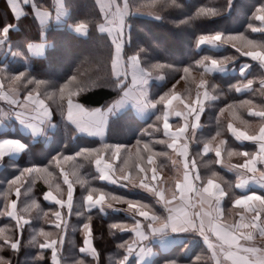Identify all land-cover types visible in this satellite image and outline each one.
<instances>
[{
    "label": "snow or ice",
    "instance_id": "obj_1",
    "mask_svg": "<svg viewBox=\"0 0 264 264\" xmlns=\"http://www.w3.org/2000/svg\"><path fill=\"white\" fill-rule=\"evenodd\" d=\"M18 2L19 0H15V5ZM22 2L23 5L31 6L35 17L41 24H46L53 19L52 14L38 6L34 0H22ZM96 3L102 17L98 29L101 33H106L111 42L109 71L111 85L115 89L117 98L110 104L92 109L77 102L76 97L90 91L91 87L97 86L95 81L89 84L79 80L77 75L71 76L62 85H55L31 78L25 72H19L17 75L7 77L10 81L7 90L2 82L3 77L0 76V100L12 106V110L8 113H0V122L9 117H15L33 134L43 133L53 117V110L45 101H55L64 119L76 125L79 131L96 135L101 140L100 148L86 147L76 152L75 155H66L62 152L53 157L55 168L59 169V177H62L63 184L67 186L66 199L63 198L56 173L50 170L53 168L52 163L45 167L32 166L21 169L18 175L7 181L6 203L0 215H6L15 220L18 235L9 236L6 228H0V252L5 248L13 253L20 251V236L25 226L30 225L31 221L25 219L24 215L18 211L17 202L22 194L27 195L31 191L32 186L39 179L48 185V191L43 193V200L58 206V210L52 212L54 217L52 223L54 228L59 230V237L53 239L51 232L40 228L29 243L41 250L39 259L44 258L43 250L50 249L51 264H62L59 250L63 247L64 233L69 224L61 210L66 209L67 214L71 215L74 207V186L78 184L81 188H85L88 183L79 171L82 165L78 163V160L83 159L94 161L99 174L98 180L128 191L139 189L152 197V203H147L96 187H88L87 195L82 196L83 211H77L78 216H84L92 209L99 208L100 212H105L106 209L123 212L131 219L130 224L113 223L110 225L111 230L132 234L130 240L117 245L123 250V256L117 264H128L133 255L137 257L139 264V261L147 255L146 243L150 237L170 236L173 233L197 234L207 246L213 264H264V247L256 245L257 237L264 238V106L259 107L258 110L248 107L247 115L259 120L256 132L241 130L234 126L233 122L227 124V130L235 141L241 144L251 142L257 145L255 152L233 151L227 147L225 139H219L216 142L221 136L219 130L203 146L204 155L214 152L216 157L214 163L237 174V183L234 188L241 190L239 195L232 191V187L226 190L221 186L225 181L216 171H212L206 180L202 178L197 171L195 159L190 156V144L196 135V130L200 127L206 102L219 98L213 94L215 85L209 86L208 80L204 77L213 72H226L228 62L237 57L218 59L204 56L198 61L197 65L203 71L202 78L196 86L195 99H186L177 93L175 85L159 99H153L147 89V85L153 79V72H159L164 68L171 69L172 65L155 64L151 69L145 67L142 54L146 50L143 48L134 55L127 54L126 46L132 45L131 25L128 23V18L141 14V8L133 6L130 0H96ZM171 3L178 6L175 0H171ZM15 5L13 6L14 14L23 12V9H18ZM231 6L232 0H227L222 9L198 8L195 17L219 16L222 11H228ZM149 9L148 15L156 19L164 18L157 10L155 0L149 5ZM64 15L63 0H57L55 19ZM193 18L189 16L187 20H180L178 23L183 25ZM251 19L258 21L259 26L249 22L248 29L251 33H260L261 38H253L245 33L230 35L216 32L210 35H200L196 41V47L199 49L207 46L218 50L222 46L229 45L239 56L250 58L264 69V4L255 8ZM10 27L11 25H6L0 30V40L6 37ZM71 27L76 33L85 34L88 25L80 22ZM31 48L30 45L29 49ZM249 67L248 64L240 66L239 71L242 77L246 78ZM3 71L0 69V73ZM190 71V67L183 68L184 75L181 79L187 80ZM156 78L164 79L163 75L159 74ZM259 83L261 88H264V79H261ZM253 84L254 81L248 79L246 84L234 86L235 91L240 93L251 90ZM29 86L32 87L29 88ZM41 88H51L53 91H46L45 98L42 99L40 98ZM21 89L26 90L23 99H20ZM128 103L136 105L141 111L151 109L155 115V122L150 124L149 128L155 132L162 131L164 139H152V132L146 129L142 135L150 138L147 141L137 139L133 146L134 152L126 145L106 143L103 138L109 115ZM250 105H253L250 99L242 100L239 104L230 103L220 109V115L223 116L225 112H228L233 121L250 126V122L239 113V109ZM172 117L179 118L183 123L174 127L170 122ZM161 123L162 128L159 126ZM154 144L166 145L168 149L176 153L177 159L172 160L176 169L175 177L169 180L160 177L159 165L154 158L167 156L168 153L154 151ZM25 148L26 145L20 140L0 138V161L9 154L23 152ZM105 153L108 154L107 159ZM224 153L227 154L229 160L227 163L223 159ZM233 156L243 157V162L231 164L230 160ZM62 162L70 163V169H66ZM250 184L255 185V188L248 190ZM13 191L16 199L8 200L9 194ZM225 197H229L232 209L236 210L235 217L238 218L225 220L223 208ZM156 206H159V211ZM30 208L39 209L40 204L33 199L31 204L23 209V212H28ZM43 215L47 217L49 213L45 212ZM87 219L89 223L83 224V246L79 248V252L90 256L99 264L100 254L93 245V230L90 224L92 217L89 215ZM0 264H11V261L0 255ZM75 264H85V260H77ZM170 264H175V261H171Z\"/></svg>",
    "mask_w": 264,
    "mask_h": 264
},
{
    "label": "trees",
    "instance_id": "obj_2",
    "mask_svg": "<svg viewBox=\"0 0 264 264\" xmlns=\"http://www.w3.org/2000/svg\"><path fill=\"white\" fill-rule=\"evenodd\" d=\"M34 2L50 13L54 12L52 0H34ZM65 2L66 7L70 10L68 23H86L89 29L87 37L78 36L66 27L61 29L52 27L48 30H43V27L33 15L30 5H24L25 15L15 19L7 8L5 0H0V30L6 25H11L8 31V43L11 44V49L24 58L31 60L30 67L26 63L16 62L10 64L6 71L10 74L25 72L31 78L47 81L55 85L66 83L73 75H77L79 80L89 84L95 81L97 86L91 87L90 91L81 93L75 99L85 107L92 109L102 108L117 98L115 89L111 85L109 71L110 38L98 29V24L101 22L102 17L95 0H65ZM130 2L133 6L146 9H149V5L153 4V0H130ZM155 2L157 10L160 11L164 18L153 19L139 15L129 17L128 23L131 25L132 45L130 47L126 46L128 55L136 54L141 48L146 50L142 54V59L144 66L147 68L151 69L155 64L172 65L171 69L164 68L159 72H153V76L159 74L165 78L161 85L157 83L151 85L149 95L153 99H159L161 95L172 89L173 84L181 76L183 68L190 67V69L202 71L197 62L204 56L218 59L235 56L237 57L235 60L228 62V64L234 65H239L243 60L229 45L225 50L226 52L217 53L206 49L201 52L198 51L196 41L200 35H210L216 32L230 35L245 33L253 38H261L260 33L250 32L248 24L251 22L255 26H259V22L251 18L255 8L264 4V0H232V6L229 10H224L221 15L215 17H195V13L198 8L204 7L222 9L227 0H175V4L178 6H174L171 0H167V2L165 0H155ZM161 8L162 10H160ZM189 16L194 17L190 22L183 25L178 23L180 20H187ZM42 39H45L48 44L46 52L43 56L30 58L28 45L31 42H40ZM4 64L5 62L0 58V67ZM5 72L3 71V73ZM261 73L260 67L254 64L246 79L236 75H207L219 85L220 90L223 87L224 90L220 91L217 89L220 101L214 110L210 109V115L208 114L204 120L205 129L210 130L213 127L212 119L218 111L220 112V109L226 107L230 102H234L230 97L235 88L234 86L238 83H244L247 79H253ZM31 87L29 86V88ZM41 89L43 94L46 91H53L51 88ZM48 103L52 106V121L56 125L49 143L43 141L41 137L21 133L18 128L15 130L0 128V138H17L27 144L26 150L19 159L15 160L8 157L4 159V168L0 171V213H3L6 203L5 190L7 189V181L18 175L19 170L32 166L45 167L52 163L53 168L50 170L56 173L58 181L63 184L62 177H59V169L55 168L53 157L62 152L66 155H75L76 152L86 147H101L100 138H89L79 134L77 129L61 116L58 104L55 101H48ZM222 117L225 118L224 116ZM154 122L155 115H152L146 121H140L130 111L116 115L108 122L105 142L108 144H122L130 148L136 144L137 139L147 141L150 138L147 135H142L146 129L152 132V139H164L162 131L155 132L149 128V125ZM159 126L162 128V123ZM153 148L156 152L168 153L167 156L157 157L159 166L162 168L164 163L169 165L170 149L166 145L161 144H154ZM105 154L106 156L108 155L107 153ZM78 163L82 165L79 169L81 176L88 183L85 188H81L78 184L75 185L74 207L72 214L69 215V227L64 246V256L66 257L64 263L74 264L76 259L86 260L87 257L85 258L79 253V247L83 244L81 226L84 223H89L87 216L90 215L92 217L90 224L93 230L94 244L100 254L99 264H117L118 260L123 256V250L119 249L117 245L130 240L132 234L111 230L110 225L113 223L130 224L132 222L131 219L122 212L105 216L99 210H92L84 216H78L76 212L83 211L81 207L82 196L87 195L88 187H96L111 191L117 195L140 199L147 203H152V197L118 188L98 180L99 174L95 170L94 161L79 159ZM67 166L70 168V163ZM64 167L67 168L66 166ZM63 187L67 188L66 185ZM46 191H48V185L43 180L38 179L35 185L32 186L31 191L20 199L18 209L25 218L31 220V224L25 226L20 236L21 247L18 253H13L7 248L0 252V255L6 260H10L11 264H51V253L49 250H43L44 258L39 259L41 250L29 243L32 236L40 228L51 232L53 239L59 237V230L55 229L51 223L53 220L51 213L57 209V205L49 204L43 200V193ZM11 198H14V191L9 194L8 200ZM33 199L40 204V208H30L28 212H23V209L28 207ZM156 207L159 211V207ZM45 212L49 213L47 217L43 215ZM0 228H6L9 236L15 237L18 235L15 220L6 215H0ZM197 254L196 248L189 257L185 258L178 256L179 250L175 249L169 253H160L152 264H170L171 261H175V264H197L195 262ZM129 264H136V262L132 260Z\"/></svg>",
    "mask_w": 264,
    "mask_h": 264
},
{
    "label": "crops",
    "instance_id": "obj_3",
    "mask_svg": "<svg viewBox=\"0 0 264 264\" xmlns=\"http://www.w3.org/2000/svg\"><path fill=\"white\" fill-rule=\"evenodd\" d=\"M52 1H54V5H55L54 12L51 13L53 19H50L49 22H47L46 24H41L40 21L36 18L38 20L39 24L43 27V30H47V29H50L52 27H54V28L66 27L69 31L73 32L74 34H76L78 36L87 37L88 36V27H87V32L85 34H81V33H76L74 31V28L71 27V26H74L75 24L68 23L70 10L67 9L64 0H63V8H64L65 15L55 19L57 0H52ZM5 3H6L7 8L12 13V15L15 17V19L21 18L22 16L25 15L24 14L25 8H24L22 0H19V2L16 3V5H15V0H5ZM14 5L18 9H23V12H18V13L14 14V11H13ZM33 15H34V13H33ZM150 17L153 19H156L152 15ZM6 37H7V35H6ZM4 43H5V41H0V46L2 47V44H4ZM30 45L32 46V48H31V50L29 49V51L33 55H37V56H43L44 55L45 49L47 47L45 42L32 43ZM219 49H221V47ZM255 63H257V62L251 61L250 58L245 57V60L237 66L227 64L228 70L226 72H223V73L213 72L210 75L211 76H214V75H220V76L236 75V76H240L243 79H246V78H248V76L250 74V71L252 69V65H254ZM244 64L250 65V67L247 69L246 78L242 77L240 75V71H239L240 66L244 65ZM262 70L264 73V69H262ZM262 79H264V77ZM247 80L244 83H238L236 85L246 84ZM164 81H165V78L163 80H160V79H157L156 76H153V79L147 85L148 92L150 91V87L153 83H157L158 85H161ZM223 90H224V87L220 91H223ZM213 94L217 95L219 98L217 100L206 102L205 111L201 116L200 127L196 130V135L192 139V143L190 144V156L195 159L196 165H197V171L199 172V174L201 175L202 178H204L206 180L211 175L212 171H216L219 173V175L221 177H223V181H225V183H222L221 186L223 188H225L226 190H228L229 187H232V191L236 195H239L241 190L234 188L235 183H237V174L233 171H229L226 167H221L220 164L214 163V161L216 160L214 152H210L207 155H204L203 154V146L205 143L210 141L213 136L216 135V132L218 130L221 131V136L217 138L216 142H218L219 139H225L227 141V147L231 148L233 151L255 152L257 150V145H255L251 142H244L243 144H241L240 142L235 141V139L231 136V134L227 130V124L228 123L226 124L225 122H223L220 119L221 115H220L219 111L215 115V117H213V119H212L213 127H211L210 130L205 129L204 120L206 119L208 114L210 115V109L214 110L215 106L220 101L219 94L216 92H214ZM254 95H257V98H256L257 101L262 102L264 104V88H261L260 83H259V88L257 90L255 89L254 84H253V87L251 90H246V91H243L240 93H237L235 91V88H234L230 97L233 99V101H238V100H243V99H249L250 97H252ZM193 99H195V97ZM253 110H255V109H253ZM126 111L132 112L140 121H146L152 115H154L153 111L151 109L141 111L136 105H134L132 103H128V104L124 105L120 109H117L116 111H114L113 113H111L109 115V117L107 119V127H108V122L112 117H114L116 115H120ZM239 113L242 117H244L246 120H248L250 122V126H238L233 122L234 126L240 128L241 130H247L250 133L258 131V128H256V126H255V125H259L258 118L249 117L247 115V111L244 112V111L239 110ZM13 121H14V125L18 126L22 132H24L26 134H30L28 132H31V131L24 124H22L18 120H13ZM170 122L174 125V127L183 123L182 120H180L179 118H176V117H172ZM72 125L77 129L76 125H74V124H72ZM55 128H56V125L51 120V123L46 127L45 131L43 132L45 134V137L46 136L51 137V134L55 130ZM77 131L79 134L87 136L89 138H96V137L99 138L96 135H90L86 132H81L78 129H77ZM106 131H107V128H106ZM32 135L36 136L33 133H32ZM41 138L43 141H45L44 136H41ZM12 139H14V138H12ZM103 139H104V141L106 140V132H105V136ZM22 143H24V142H22ZM26 147H27V145H26ZM21 153L22 152L12 153V154H9L7 157L18 158ZM174 159H177V156H176V153H174L172 151V156H171V160H170V167H171L170 170H172V172H171L170 178L176 176V169L172 164V160H174ZM223 159L226 163L229 162L226 153L223 154ZM242 162H243V157L233 156L230 160V163L233 165L238 164V163H242ZM1 169L2 168H1V163H0V170ZM149 175H150V173H149ZM159 175L161 178L163 177L162 173H160V172H159ZM217 182H220V181H217ZM113 186H115V185H113ZM115 187H117V186H115ZM253 188H255V185H251V184L248 185V190H251ZM131 192L148 195L147 193L140 191L139 189H133ZM74 194H75V192H74ZM46 202L49 204H54V203L49 202V201H46ZM223 208H224V213H225L224 218L226 221L238 218V217H235V211L236 210L232 209L231 201H230L229 197H225V200L223 202ZM92 210H99V208H95ZM101 213L106 216L108 214H114V213L116 214V213H120V212L112 211L111 209H106L105 212H101ZM66 214H67V210H66ZM66 214H65V218L68 220V216ZM93 245H94V238H93ZM256 245L259 247H264V238L257 237ZM64 246H65V240H64L63 247L59 250V255L60 254L64 255ZM81 246H83V244ZM94 247H95V245H94ZM146 248H147V255L142 260L139 261V264H152L154 259L160 253H169L175 249L179 250L178 256H182V257L186 258V257H189L191 255V253L196 248H197L198 254L195 258V262H197V264H213V262L210 259V253L207 250V246L203 244L202 238H200L195 233H183V234L173 233L170 236L161 237V236L157 235L154 237H150L149 241L146 243ZM46 250H48V249H46ZM49 251H51V250L49 249ZM80 254L83 256H87L86 254H82V253H80ZM63 255L60 256V259H63V257H64ZM88 257L91 258L90 256H88ZM132 260L135 261L136 264H138V260H137V257L135 255L130 257L128 264Z\"/></svg>",
    "mask_w": 264,
    "mask_h": 264
},
{
    "label": "rangeland",
    "instance_id": "obj_4",
    "mask_svg": "<svg viewBox=\"0 0 264 264\" xmlns=\"http://www.w3.org/2000/svg\"><path fill=\"white\" fill-rule=\"evenodd\" d=\"M65 1V0H64ZM96 1V0H95ZM53 2V5H54V1H52ZM97 4V3H96ZM65 5H66V2H65ZM97 7H98V5H97ZM54 9H55V5H54ZM68 9V8H67ZM69 10V9H68ZM141 14H136V15H139V16H141V17H145V18H151L150 16L151 15H148L147 14V12L150 10V9H146V8H141ZM24 12H25V10H24ZM25 14V13H24ZM161 15V14H160ZM131 17V16H130ZM56 29H61V28H56ZM48 30V29H47ZM88 31H89V29H88ZM106 34V33H105ZM8 35H9V32L7 33V37H5L4 39H2V40H0V41H5V43L4 44H2V47L0 46V58L2 59V61L3 62H5V64L3 65V66H1L0 67V69H3L4 70V72L7 70V68L10 66V64H12V63H16V62H23V63H26L27 64V66L28 67H30V64H31V60L30 59H26V58H24L23 56H21V55H19L16 51H13L12 49H11V44L10 43H8ZM40 42H45V39H42ZM32 43H39V42H31L30 44H32ZM46 43V45H47V47H46V49H45V52H46V50H47V48H48V44H47V42H45ZM29 44V45H30ZM29 45H28V52H29V56H30V58H33V57H40V56H37V55H33L30 51H29ZM49 45H51V44H49ZM9 46V47H8ZM228 48V45H225V46H222L221 47V49H210V48H208L207 46H202L201 48H197L198 49V51H202L203 49H206V50H209V51H212V52H217V53H219V52H224L226 49ZM226 52V51H225ZM241 57V56H240ZM243 60L241 61V62H243L244 60H245V57H241ZM240 62V63H241ZM256 65H258L257 63H255ZM230 65H234V64H230ZM235 66H237V65H235ZM259 66V65H258ZM252 68H253V65H252ZM261 69V74H259V75H257L256 77H254L253 79H251V80H253L254 81V85H255V89L257 90L258 88H259V81L264 77V73H263V70H262V68H260ZM202 71H203V69H202ZM202 71H200V70H196V69H191V71H190V73H189V75H188V78H187V80H182L181 79V76H183L184 75V73L182 72V74H181V76L179 77V79L173 84V85H175V91L177 92V93H179V94H181L182 96H184L186 99L187 98H191V99H193L195 96H196V92H197V84L199 83V81L201 80V73H202ZM251 71H252V69H251ZM250 71V72H251ZM11 75H17V74H10V73H7V71L5 72V73H0V76H2L3 77V80H2V82H3V84H4V86H5V89L7 90L8 89V86H9V84H10V81L7 79V77L8 76H11ZM204 78H206L207 80H208V82H209V86H211V85H215V92L217 91V89H219L220 90V88H219V85L218 84H216L212 79H210L207 75L204 77ZM179 81V83H177ZM172 88H173V86H172ZM41 90L42 89H40V98H42V99H44L45 97H44V94L41 92ZM209 90L211 91V87H209ZM150 92V91H149ZM214 93V92H213ZM216 93H218V91L216 92ZM24 95H26V90H24V89H21V93H20V99H23V97H24ZM220 96V95H219ZM257 95H254V96H252V97H250L249 99L250 100H252L253 101V105H250V106H247V107H245V108H243V109H239L240 111H244V112H246V111H248V107H252L253 109H255V110H258L259 109V107H261V106H264V104L262 103V102H259V101H257ZM243 100H246V99H243ZM240 101H242V100H238V101H234V102H230V103H235V104H239V102ZM47 104H49L48 103V101L46 100L45 101ZM78 102V101H77ZM229 103V104H230ZM50 105V104H49ZM50 107H51V109H52V106L50 105ZM225 108V107H224ZM12 110V106L11 105H9L6 101H3V100H0V113H8L9 111H11ZM225 115V116H224ZM224 117L225 118H223L222 116L220 117V119L223 121V122H225L226 124L227 123H229V122H234L236 125H238V126H245V125H242V124H240L238 121H233V119H232V117L229 115V113L228 112H225L224 113ZM244 118V117H243ZM11 121H10V120ZM52 119H53V117H52ZM245 119V118H244ZM13 120H17L15 117H9V118H7L6 120H4L3 122H0V128L1 129H4V130H6V129H11V130H15L16 128H18V131L19 132H21V133H24V132H22L21 130H20V128L18 127V126H16V125H14V121ZM246 120V119H245ZM54 123V122H53ZM256 126V128H258V126L259 125H255ZM28 133H30V134H32L31 132H28ZM36 136H38V137H41V136H44V138H45V141L47 142V143H49L50 142V140H51V138H52V136L51 137H49V136H46L45 137V134L44 133H40V134H35ZM3 138H5V137H3ZM7 138H12V137H7ZM14 139H17V138H14ZM17 140H20V139H17ZM20 141H22V140H20ZM22 142H24V141H22ZM25 143V142H24ZM26 144V143H25ZM27 145V144H26ZM134 146V145H133ZM130 147L129 149H131L133 152L135 151V148L134 147ZM27 148V147H26ZM26 150V149H25ZM24 150V151H25ZM23 151V152H24ZM170 151H171V149H170ZM22 152V153H23ZM22 153L19 155V157L22 155ZM171 156H172V151H171V154H170V160H171ZM19 157L18 158H12V157H8V158H11V159H15V160H17V159H19ZM5 158H7V156H5L4 157V159ZM105 158L107 159L108 158V155L106 156V154H105ZM4 159L2 160V161H0V163H1V168L3 169L4 168ZM154 159H156V162H157V165H159V160H158V158L157 157H155ZM169 160V161H170ZM117 163H119V161H117ZM63 164H64V166H66L67 168L66 169H70L67 165L69 164L68 162H63ZM170 166V162H169V165H165V163L163 164V166H162V168L159 166V172L160 173H162V175H163V179H165V180H168V179H170V175H171V172H172V170H170V168L171 167H169ZM94 167H95V165H94ZM1 169V170H2ZM0 170V171H1ZM95 170H96V168H95ZM104 182V181H103ZM60 183V182H59ZM60 185H61V189H62V192H63V198L64 199H66V189L67 188H65V187H63L64 185L62 184V183H60ZM113 186V185H112ZM75 187V186H74ZM63 188H65V189H63ZM75 190H76V188H75ZM22 193H23V188H22ZM54 194H56V193H54ZM57 195H59V194H57ZM23 196V194L21 195V197ZM65 196V197H64ZM21 197H20V199H21ZM16 199V196H15V193H14V198L12 199H9V200H15ZM19 202H20V200L17 202L18 203V205H19ZM115 206H117V207H126V206H120V205H115ZM159 207V206H158ZM56 210H58V206H57V209ZM18 211H19V209H18ZM63 213H64V215L66 214V210L65 209H63V210H61ZM65 211V212H64ZM52 214V213H51ZM67 216H68V220H69V215L68 214H66ZM53 217V216H52ZM25 219H27V218H25ZM30 220V219H29ZM53 220H54V217H53ZM52 220V221H53ZM52 221H51V223H52ZM88 223V222H87ZM53 224V223H52ZM81 230H82V232H83V225L81 226ZM66 238H67V231H66V233H64V240L66 241ZM93 238H94V236H93ZM54 239H58V238H54ZM95 245V244H94ZM49 250V249H48ZM50 253H51V251H50ZM63 254H60V256H62ZM64 256V255H63ZM87 257V258H86ZM85 258H86V260H85V264H97V262L96 261H93L91 258H89L88 256H85ZM65 259H66V257L64 256L63 257V259H61V262H62V264H65L64 263V261H65ZM77 260H80V259H76L75 260V262L77 261ZM90 262H89V261ZM75 262H74V264H75ZM99 262H100V258H99ZM67 264V263H66ZM69 264H71V263H69ZM189 264H192V263H189Z\"/></svg>",
    "mask_w": 264,
    "mask_h": 264
}]
</instances>
